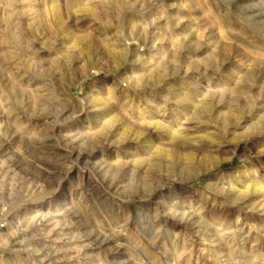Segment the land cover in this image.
Wrapping results in <instances>:
<instances>
[{
	"label": "rangeland",
	"instance_id": "374dc122",
	"mask_svg": "<svg viewBox=\"0 0 264 264\" xmlns=\"http://www.w3.org/2000/svg\"><path fill=\"white\" fill-rule=\"evenodd\" d=\"M0 264H264V0H0Z\"/></svg>",
	"mask_w": 264,
	"mask_h": 264
}]
</instances>
